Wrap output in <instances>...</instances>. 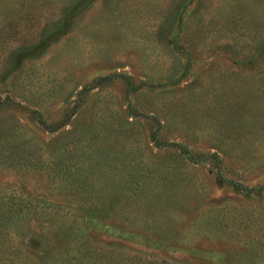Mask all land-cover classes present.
I'll list each match as a JSON object with an SVG mask.
<instances>
[{
    "label": "rangeland",
    "instance_id": "374dc122",
    "mask_svg": "<svg viewBox=\"0 0 264 264\" xmlns=\"http://www.w3.org/2000/svg\"><path fill=\"white\" fill-rule=\"evenodd\" d=\"M227 182L264 187V0H0V264H264Z\"/></svg>",
    "mask_w": 264,
    "mask_h": 264
},
{
    "label": "trees",
    "instance_id": "16d2710c",
    "mask_svg": "<svg viewBox=\"0 0 264 264\" xmlns=\"http://www.w3.org/2000/svg\"><path fill=\"white\" fill-rule=\"evenodd\" d=\"M40 123L44 126V128L46 129H51L50 126H46V122L43 120V118H40ZM61 126H57L55 127L57 130L59 128H61ZM53 131V130H52ZM181 153L186 157V159L188 161L191 162H195V163H202V162H211L215 165L216 169L218 170L219 176L221 177V179L223 181L224 178L222 177L221 174V167H222V159L220 158V156L218 154H208V155H197L194 154L193 152H191V150L189 148L183 147L181 146L180 148ZM228 184H230L232 187H234L236 190L241 191V192H245V193H252V192H263L264 191V187L261 188H247L244 187L242 184H237L235 182H227Z\"/></svg>",
    "mask_w": 264,
    "mask_h": 264
}]
</instances>
